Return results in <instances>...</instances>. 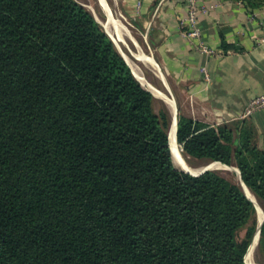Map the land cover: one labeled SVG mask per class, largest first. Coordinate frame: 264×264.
<instances>
[{"label":"trees","instance_id":"1","mask_svg":"<svg viewBox=\"0 0 264 264\" xmlns=\"http://www.w3.org/2000/svg\"><path fill=\"white\" fill-rule=\"evenodd\" d=\"M153 105L81 4L0 0V264H246L256 207L217 172L176 169ZM176 138L234 165L264 209L252 131L179 115Z\"/></svg>","mask_w":264,"mask_h":264},{"label":"crops","instance_id":"2","mask_svg":"<svg viewBox=\"0 0 264 264\" xmlns=\"http://www.w3.org/2000/svg\"><path fill=\"white\" fill-rule=\"evenodd\" d=\"M203 1L211 10L199 21L202 40L218 57L195 50L182 38L185 0H105V5L122 28L118 48L128 49L146 90L149 85L171 99L177 117L252 131L264 151V110L243 118L250 101L264 95V42L259 41L264 39V8L251 11L238 2ZM151 94L171 115L172 107Z\"/></svg>","mask_w":264,"mask_h":264},{"label":"bare ground","instance_id":"3","mask_svg":"<svg viewBox=\"0 0 264 264\" xmlns=\"http://www.w3.org/2000/svg\"><path fill=\"white\" fill-rule=\"evenodd\" d=\"M101 2V5L104 9V11L106 12V14L108 15V19H109V22L106 23L105 21L102 22L101 19H98V21L103 25L104 29L106 30V32L112 37L114 38L116 41H117V38H115L118 34V37L120 35L121 36V25L119 24V22L115 19V18H112L111 14H109V11L106 9L108 8L107 5H105V0H100ZM90 11H91V8H89ZM119 37V38H120ZM121 52V54L123 55V57H125L126 61L128 64H130L132 67H133V73L135 74V77L138 81H140V83H142V85H144V82L142 77L140 76L139 74V71L137 70L136 68V65L134 64V62H132L128 57L127 55H125V53L123 52V50H119ZM144 58V60H148L150 61L147 57H143L142 56V59ZM151 62V61H150ZM129 65V66H130ZM147 86V85H146ZM145 86V87H146ZM148 90H150L151 93H153L157 98L159 99H162L164 101L167 102V104L172 107V128H171V132L168 134V140H169V147H170V151H171V156H172V160H173V163L175 165H177L178 167L180 168H176L178 170H181V171H184L185 169H190V167L188 166L187 163L184 162L183 158H182V155L180 153V148H179V145L177 143V139H176V124H175V116H176V110H175V106H174V103L171 99H168L166 98L164 95L161 94V92H159L157 89H152V87H150L149 85L146 87ZM184 169V170H182ZM205 167L201 168L200 170H192V171H187V172H190L192 174H198L202 171H204ZM209 169L211 170H214V171H226V172H235L238 174L237 170L233 167V166H226V165H221L220 163L219 164H213L209 167ZM239 177V176H238ZM237 178V177H236ZM241 182V181H240ZM244 190H245V193L247 195V197L249 199H251L256 205H257V210H258V217H259V224L262 222L263 220V217H264V212L263 210L258 207L259 205L257 204V201H256V197L251 193V191L244 185L243 186ZM257 247V236H256V239H255V242L253 244V246L250 248L247 256H246V262L248 264H251L250 262V256L253 254V252L255 251Z\"/></svg>","mask_w":264,"mask_h":264},{"label":"built area","instance_id":"4","mask_svg":"<svg viewBox=\"0 0 264 264\" xmlns=\"http://www.w3.org/2000/svg\"><path fill=\"white\" fill-rule=\"evenodd\" d=\"M185 3L186 15L179 22L182 38L201 53L209 56H220L203 42L199 27L201 17L208 14L211 6L207 5L203 0H185ZM238 4L244 5L240 2ZM257 40L259 39L257 38ZM259 41L264 42V39ZM206 78L208 79V75H206ZM261 110H264V95L250 101L244 111L243 118H249Z\"/></svg>","mask_w":264,"mask_h":264},{"label":"rangeland","instance_id":"5","mask_svg":"<svg viewBox=\"0 0 264 264\" xmlns=\"http://www.w3.org/2000/svg\"><path fill=\"white\" fill-rule=\"evenodd\" d=\"M76 2H78L79 4H81L82 6H84L96 19L97 17L99 19H101L102 22H106L107 20V14L106 12L103 11V7L97 2V0H75ZM108 6V5H107ZM111 6V5H110ZM91 8V11L90 9ZM108 11L109 13H111L110 11V8L108 6ZM115 18V17H114ZM98 20V19H97ZM118 35V34H117ZM120 37V35H119ZM117 38V36L115 37ZM123 41L122 40V37L119 38V40L117 39V43L119 44L120 42L119 41ZM127 44H128V47L132 50V52H135V50L133 49V46L132 44L127 41ZM123 50V52L125 53V55H128L130 56L129 52H128V49L125 47V46H122V48L120 47L119 50ZM127 56V57H128ZM129 58V57H128ZM130 59V58H129ZM131 60V59H130ZM136 64L138 65L139 63L136 62ZM141 72V71H140ZM143 75V74H142ZM149 77H152V74L150 73V75H148ZM144 77V76H143ZM145 78V77H144ZM146 79V78H145ZM147 80V79H146ZM148 81V80H147ZM149 82V81H148ZM150 83V82H149ZM151 84V83H150ZM152 85V84H151ZM153 86V85H152ZM154 111L156 114H159L162 110H165L168 115H169V119H170V125L171 123L173 122L172 120V115L169 114L166 106H164L161 102H154ZM170 127V126H169ZM219 127V126H217ZM172 128V127H171ZM171 132V130H170ZM168 132V134L170 133ZM179 145V144H178ZM179 148H180V153L182 155V158L184 160L185 163L188 164V166L190 167V169L188 170H184V171H192V170H200L201 168L205 167L207 164H210L209 162L207 161H199V160H196L190 156H188L184 151L183 149L181 148V146L179 145ZM215 163V162H214ZM234 168H236L234 165H233ZM217 172L219 175H221L222 177L226 178L227 180H229L230 182L234 183V184H239L241 185V179H240V176L239 174L235 173V172H226V171H215ZM239 176V177H238ZM237 177V178H236ZM252 193V192H251ZM257 201V199H256ZM255 204V203H254ZM257 204L259 205L258 207H260L263 212H264V209L261 207V205L258 203L257 201ZM256 205V204H255ZM256 208H257V205H256ZM257 222L259 224V217H258V210H257ZM244 234H245V231H242L240 233V237L243 238L244 237ZM259 246V244H258ZM258 246L256 247L255 251L253 252V254L250 256V262L251 264H259V252H258Z\"/></svg>","mask_w":264,"mask_h":264},{"label":"water","instance_id":"6","mask_svg":"<svg viewBox=\"0 0 264 264\" xmlns=\"http://www.w3.org/2000/svg\"><path fill=\"white\" fill-rule=\"evenodd\" d=\"M82 6V5H81ZM82 7H84V6H82ZM85 8V7H84ZM111 16H112V14H111ZM94 17V16H93ZM95 18V17H94ZM95 20L97 21V23L103 28V30H104V32L107 34V36L111 39V41L113 42V44L115 45V47H116V49L118 50V52H119V54L122 56V58L125 60V62L127 63V61H126V59H125V57H123V55L121 54V52L119 51V48H118V43H117V41L114 39V38H112L107 32H106V30L104 29V27H103V25L95 18ZM109 22V20L107 19L106 20V23H108ZM127 65L129 66V64L127 63ZM129 68L131 69V67L129 66ZM131 71H132V69H131ZM132 74H133V76L135 77V74L133 73V71H132ZM136 78V77H135ZM137 80V79H136ZM138 81V80H137ZM139 83H140V81H138ZM140 85L144 88V86L142 85V83H140ZM145 89V88H144ZM146 90V89H145ZM146 91H148V90H146ZM149 92V91H148ZM175 124H176V133H177V124H178V117H177V115L175 116ZM171 127H172V123H171V125H170V127H169V130H168V132L171 130ZM215 163H217V162H215ZM215 163H210V164H207L206 166H205V169H204V171H202V172H200V173H198V174H192V173H190V172H187V171H182V172H184V173H187V174H190V175H192V176H201V175H203V174H205L206 172H210V171H212V172H215L214 170H211V169H209V167L211 166V165H213V164H215ZM236 170H237V172H238V174H239V176H240V179H241V175H240V172H239V170L237 169V168H235ZM245 184L243 183V181L241 180V188H242V190H243V192L245 193V190L243 189ZM245 195H246V193H245ZM246 197H247V195H246ZM248 198V197H247ZM249 199V198H248ZM253 204H254V202L251 200V199H249ZM254 206L256 207V205L254 204ZM257 209V208H256ZM263 223H264V217H263V220H262V222L258 225V229H257V233L255 234V236H254V238H253V240H252V243H251V245H250V247H249V249H248V252H249V250H250V248L253 246V244H254V242H255V239H256V236H257V246H258V244H259V240H260V232H261V227H262V225H263ZM248 252H247V254H248ZM247 254H246V256H247ZM246 256H245V259H246ZM245 262H246V260H245ZM246 264H248L247 262H246Z\"/></svg>","mask_w":264,"mask_h":264}]
</instances>
